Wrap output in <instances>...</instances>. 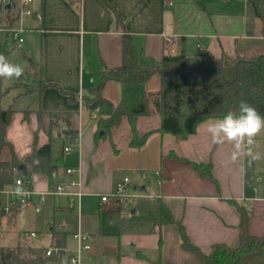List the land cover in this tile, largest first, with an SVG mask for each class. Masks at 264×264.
<instances>
[{
  "label": "crops",
  "instance_id": "0c3cea01",
  "mask_svg": "<svg viewBox=\"0 0 264 264\" xmlns=\"http://www.w3.org/2000/svg\"><path fill=\"white\" fill-rule=\"evenodd\" d=\"M108 1L121 12L124 27L142 59L160 61L183 49L189 53L194 50L211 53L217 58L227 55L246 61L264 55L262 22L256 18L249 0ZM31 8L41 12L43 18L27 16L21 21L27 30L23 34L27 43L24 55L31 65L23 77L26 81L22 83L23 91L11 98L9 107L17 112L8 127L7 140L20 160L32 152L36 132L39 147L49 143L48 135L38 131L35 113L28 120L24 119L27 110L78 112L81 133L75 151L67 156H64V147L69 142L60 139L63 145L58 154L63 161L56 166L54 184L50 185L42 175H34L32 189L46 191L56 182L67 185L70 181L67 169L81 167L85 206L99 207V196L113 192L116 184L127 175L136 189L145 192L147 197L140 199H155L148 204L149 207L141 208L139 215L137 208L131 211L130 231L126 234L105 232L100 222L94 231H90L94 241L101 243L93 247L92 264H98L100 259L110 264H204L197 252L182 246L177 225L158 228L150 222L134 219V216L157 218L161 201L170 209L176 222L184 227L190 244L203 253H209L217 243L239 245L241 215L237 205L250 213V234L264 237V159L251 167L247 156L242 155L234 162L231 145H212L206 132L209 119L187 139L154 132L146 145L138 149L128 145L127 132L124 137L116 135L108 141L96 139V113L86 106L82 96L102 84L104 74L122 64V30L116 23L114 12L103 0H81L79 7L68 0H34ZM15 14V11L10 12L11 17ZM2 38L11 37L0 33V41ZM30 77L34 78L32 83ZM42 83L56 84L76 94L78 99L70 103L68 97L54 87L46 88L40 98ZM161 86L159 74L138 84L109 80L104 84L102 95L115 105L122 103L134 108L142 102L145 93H157ZM145 123L153 126L144 129ZM159 125L157 115L139 119L141 132L156 130ZM11 157V147H4L2 160L9 161ZM185 160L211 164L214 179L202 176ZM135 176L142 178L141 186L133 181ZM149 189L152 192H147ZM1 196L0 233L2 230L1 234L7 233L9 228L17 226L16 230L23 238L13 247L5 248H16L21 244L52 248L54 232L67 233L69 239L75 232V229H68L67 224L51 226L47 233L49 243H38L43 232L35 229V218L31 214L32 208L36 207L37 212L40 210L38 200L31 206L10 207L6 213L4 207L8 198ZM66 200L69 203L67 197ZM115 211L107 212L112 224H115L112 219ZM141 222L150 226L141 228L138 226ZM32 232L38 237L26 235ZM114 235L120 238L118 247L114 245ZM74 248L75 244L67 250L70 252Z\"/></svg>",
  "mask_w": 264,
  "mask_h": 264
},
{
  "label": "trees",
  "instance_id": "16d2710c",
  "mask_svg": "<svg viewBox=\"0 0 264 264\" xmlns=\"http://www.w3.org/2000/svg\"><path fill=\"white\" fill-rule=\"evenodd\" d=\"M77 7L81 0H68ZM116 18L122 30V64L103 75L102 84L92 87L88 94L82 96L86 106L99 110L97 140L111 137L114 129L125 120L129 123L130 136L128 145L131 148H142L154 132L171 134L179 139H187L196 133L198 126L211 118L221 117L230 110H236L241 101H247L264 115V55L254 60H235L226 55L217 58L211 53H189L183 49L177 55L165 56L157 61L152 58L142 59L137 52L132 36L124 27L121 12L103 0ZM255 10L256 18L262 22L261 34L264 35V0H249ZM13 21V20H12ZM0 47V54L6 57L10 53ZM159 74L162 86L157 93H145L142 102L134 108L124 104L115 105L102 95L106 81L115 80L122 83L138 84L148 81L153 75ZM54 87L68 97L70 103L78 96L67 92L56 84L42 83L40 95L46 88ZM94 95L92 98L90 95ZM17 111L12 107L0 109V192L15 185L21 179L30 188L33 187V176L42 175L50 185L55 182L56 166L62 163L63 157H55L53 142L60 139L54 129H61V136L66 142L79 139L78 112H45L37 110L24 111V119L31 114L37 115L38 131H44L49 143L39 147L37 132L32 152L20 160L13 145L7 140V131ZM29 116L26 117V115ZM160 117V125L156 130L141 133L138 129L142 117ZM105 137V138H104ZM10 146L12 157L9 161L1 158L2 149ZM192 164L197 172L212 179V165L204 163ZM0 194V198H1ZM160 215L157 218L134 219L147 221L154 227L175 224L178 226L182 246L199 254L204 264H264V237L250 234V213L238 206L241 215L240 242L234 247L226 243H217L209 253H203L192 246L186 236L184 227L177 223L170 209L161 201ZM54 246L59 251L47 255L49 248H35L21 244L16 248L0 247V264H66L69 234L53 233ZM160 235V246L162 245ZM161 264V263H157Z\"/></svg>",
  "mask_w": 264,
  "mask_h": 264
},
{
  "label": "rangeland",
  "instance_id": "374dc122",
  "mask_svg": "<svg viewBox=\"0 0 264 264\" xmlns=\"http://www.w3.org/2000/svg\"><path fill=\"white\" fill-rule=\"evenodd\" d=\"M26 35L23 36L25 39ZM0 45L2 46V49L4 51L11 50L7 58L10 62L19 64L24 68V75L19 79H4L0 78V109H7L10 105L11 98L18 94L19 92L23 91L22 83H26L25 81V75L28 72V68L31 65V61L26 58L24 55L27 51L25 40L24 43L20 44L17 43L13 38H2L0 41ZM13 46L16 48L13 49ZM190 53H195L194 50L190 51ZM205 53V52H201ZM227 56V55H226ZM36 57V56H35ZM34 78L29 79V81L32 83ZM56 89V88H55ZM58 90V89H57ZM60 93L61 91L58 90ZM45 92V91H44ZM44 92L40 95V98L43 97ZM89 95L94 98V95ZM32 115V114H31ZM30 115V116H31ZM25 116V114H24ZM29 116V114L26 115V117ZM29 116V117H30ZM99 118V114L97 116V119ZM150 118V117H148ZM152 120V119H151ZM13 122V121H12ZM152 123V121H151ZM151 123L143 124V128H149L153 125H150ZM12 124V123H11ZM10 124V125H11ZM29 127L30 125L26 123ZM138 129H139V123H138ZM55 134L60 137L61 140H63V137L61 136V129H54ZM140 131V129H139ZM126 132L130 136V127L129 123L127 121H123L122 124L113 130L111 133L110 138H114L116 135L120 137H124L126 135ZM141 132V131H140ZM143 133V132H141ZM117 136V137H118ZM83 137V135H82ZM105 138V137H104ZM109 138V137H108ZM105 139L104 141H108L109 139ZM60 139H55L53 142L54 147V155L55 157H60L61 154H58L60 149L62 148V141ZM64 141V140H63ZM76 149V148H75ZM75 149L73 151H75ZM254 151H259L261 153H264V133H262L260 136L256 137V144L254 146ZM65 154V155H64ZM64 156H67V153H64ZM69 155V154H68ZM144 180V179H143ZM133 181L140 184L143 183L142 178L139 176H135L133 178ZM62 183V182H56V184ZM64 184V183H62ZM7 190V189H5ZM4 190V191H5ZM147 192H152V189H149ZM145 193V192H144ZM1 194V193H0ZM2 195V194H1ZM155 199H133L130 204H128L125 207H121L119 210L116 209L114 213V217L112 218L115 220V224H112L110 221V218L108 217V213L103 210V208L95 207V206H85L82 202V210H81V217L79 218V214L77 212V209H69L68 208V201L66 200V197L62 196H47L43 202L38 201L37 204H39L40 210L37 212L35 211V208H32V213L35 218V224H36V230L43 232V236L41 238V242L38 241V243H43L44 245H47L49 243V236L47 233H49V229L51 226H60L62 224H67V228L70 230L75 229V232L78 229V226L80 224L81 229L84 232H87L90 234L91 230H95L96 227L99 225V222L101 223V227L103 231L108 233H122L126 234L130 231V221L129 217L131 216V211L134 208L138 209V215L141 213V208L143 207H149L148 204L151 202H155ZM141 205V206H140ZM16 206H22V205H12L10 206L11 209L15 208ZM115 210V209H113ZM3 215V214H2ZM125 215H128L125 217ZM101 219V220H100ZM141 228H147L150 225L148 223H139ZM11 227V226H10ZM17 226L11 227L8 229L9 232H4V234H1L3 230L0 233V246L1 247H13L16 242L23 241L22 235L19 231L16 230ZM132 231V230H131ZM143 231V230H142ZM115 239L116 242H114V245L118 247L119 239L118 236L114 235L112 236ZM90 243L92 246H99L101 243L94 241V238L90 234ZM75 241L74 238L71 237L68 242V247L74 246ZM129 250H132L131 247H128ZM127 250V248H126ZM93 259H91L88 264H92ZM98 264H110L109 261H102V259L97 261Z\"/></svg>",
  "mask_w": 264,
  "mask_h": 264
},
{
  "label": "built area",
  "instance_id": "2783aa9c",
  "mask_svg": "<svg viewBox=\"0 0 264 264\" xmlns=\"http://www.w3.org/2000/svg\"><path fill=\"white\" fill-rule=\"evenodd\" d=\"M33 1L34 0H2V7L0 9V33L7 34L17 43L22 44L24 42L23 34L27 31L21 23L22 19L27 16H35L39 20L43 18L41 12H35L31 8ZM11 2L14 3V9L8 10L6 7ZM167 4L172 6L173 2H168ZM11 11L16 12L14 17L10 16ZM14 21H19V24H14ZM95 113L94 118H97L99 110L97 109ZM80 135L81 133H79V139ZM79 139L77 141H70L64 147V153L72 152L78 146ZM66 174L70 178L67 185L58 183L46 191H36L27 186L21 179H17L13 187L0 192L8 198V204L4 207V211L8 213L12 205L31 206L37 200L43 202L47 196H65L69 199L68 208L71 210L77 209L79 217H81L82 198L85 195L82 190V168H69ZM99 197L100 207L103 208L105 212H110V210H119L121 207L127 206L133 199L145 198L147 196L136 189L132 183L131 177L127 175L116 184L113 192ZM26 235L33 238L38 237L34 232ZM72 237L75 241V248L70 252L66 249V264H88L93 254V246L89 241L90 234L84 232L79 224L77 231L73 233ZM53 251L57 252L59 248H49L47 255H51Z\"/></svg>",
  "mask_w": 264,
  "mask_h": 264
},
{
  "label": "clouds",
  "instance_id": "9594fccd",
  "mask_svg": "<svg viewBox=\"0 0 264 264\" xmlns=\"http://www.w3.org/2000/svg\"><path fill=\"white\" fill-rule=\"evenodd\" d=\"M24 75V68L9 61L0 54V78L19 79ZM206 132L212 145L229 144L232 146L231 159L235 162L241 156H247L248 166L264 159V153L254 151L256 137L264 133V115L247 101H241L236 110H230L221 117L211 118L206 122Z\"/></svg>",
  "mask_w": 264,
  "mask_h": 264
},
{
  "label": "water",
  "instance_id": "95a60500",
  "mask_svg": "<svg viewBox=\"0 0 264 264\" xmlns=\"http://www.w3.org/2000/svg\"><path fill=\"white\" fill-rule=\"evenodd\" d=\"M6 8H7L8 10H12V9H14V3L11 2L10 4L7 5ZM133 213H135V211H134Z\"/></svg>",
  "mask_w": 264,
  "mask_h": 264
}]
</instances>
